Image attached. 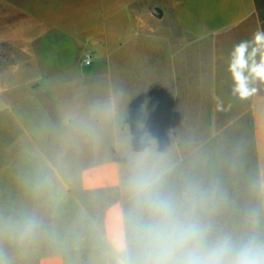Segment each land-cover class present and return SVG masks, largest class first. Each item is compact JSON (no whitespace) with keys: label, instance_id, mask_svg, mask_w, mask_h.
Returning a JSON list of instances; mask_svg holds the SVG:
<instances>
[{"label":"crops","instance_id":"0c3cea01","mask_svg":"<svg viewBox=\"0 0 264 264\" xmlns=\"http://www.w3.org/2000/svg\"><path fill=\"white\" fill-rule=\"evenodd\" d=\"M258 29L264 0H0V239L17 223L37 246L40 237L36 264H120L122 154L104 155V137L79 171L86 197L54 200V250L44 253V167L55 157L46 144L60 143L48 134L143 126L171 138L205 113L211 138L248 123L264 227V82L245 69L255 91L240 98L229 71L235 46Z\"/></svg>","mask_w":264,"mask_h":264},{"label":"rangeland","instance_id":"374dc122","mask_svg":"<svg viewBox=\"0 0 264 264\" xmlns=\"http://www.w3.org/2000/svg\"><path fill=\"white\" fill-rule=\"evenodd\" d=\"M203 123L174 127L171 138L163 128L143 126L90 128L88 132L84 127L58 126L54 133L50 128L49 137H58L60 143L46 144L55 157H46L44 167V253L54 250V200L69 192L86 197L79 188V171L96 161L89 156L98 152L102 137L104 155L115 147L122 154L127 247L120 264H179L185 246L176 243L165 254L152 239L155 233H162L170 242L185 237L187 247H198L203 255L224 241L233 250L250 241L264 244L248 123L243 120L214 138L208 136L206 113ZM202 135L205 140L201 143ZM30 214L31 210L14 209L13 217L28 218ZM27 228L16 223L12 238L1 236L0 264H36L40 237L37 246Z\"/></svg>","mask_w":264,"mask_h":264},{"label":"clouds","instance_id":"9594fccd","mask_svg":"<svg viewBox=\"0 0 264 264\" xmlns=\"http://www.w3.org/2000/svg\"><path fill=\"white\" fill-rule=\"evenodd\" d=\"M254 45L249 53V45ZM259 54L260 59L254 58ZM249 59L252 64L249 66ZM248 69L253 76L264 82V31L257 30L253 34L252 41H242L235 46L232 52V60L229 71L234 80L233 94L240 98L251 95L255 89L249 87L248 78L243 72ZM152 239L161 244V251L170 254L173 245L178 243L185 246V255L179 264H264V244L250 241L239 249L233 250L229 241H224L203 255L198 247H187V238L181 237L178 241H169L162 233H155ZM157 264H166L165 261H157Z\"/></svg>","mask_w":264,"mask_h":264},{"label":"built area","instance_id":"2783aa9c","mask_svg":"<svg viewBox=\"0 0 264 264\" xmlns=\"http://www.w3.org/2000/svg\"><path fill=\"white\" fill-rule=\"evenodd\" d=\"M81 63H82L84 66L91 65V64H92V58H91V55H90V54H86V55H84L83 59L81 60Z\"/></svg>","mask_w":264,"mask_h":264}]
</instances>
